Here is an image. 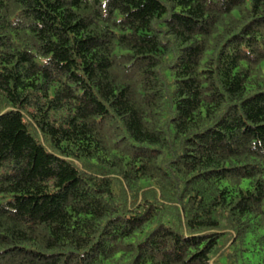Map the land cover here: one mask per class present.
Segmentation results:
<instances>
[{"label": "trees", "instance_id": "1", "mask_svg": "<svg viewBox=\"0 0 264 264\" xmlns=\"http://www.w3.org/2000/svg\"><path fill=\"white\" fill-rule=\"evenodd\" d=\"M0 264H264V0H0Z\"/></svg>", "mask_w": 264, "mask_h": 264}]
</instances>
